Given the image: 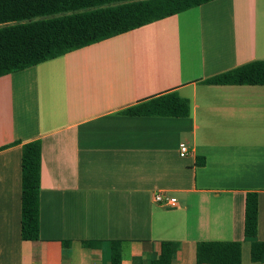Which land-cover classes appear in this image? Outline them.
Wrapping results in <instances>:
<instances>
[{"label": "crops", "instance_id": "crops-1", "mask_svg": "<svg viewBox=\"0 0 264 264\" xmlns=\"http://www.w3.org/2000/svg\"><path fill=\"white\" fill-rule=\"evenodd\" d=\"M264 60V0H215L0 77V264H196V243L239 241L257 194L264 242V86L202 83ZM175 92L186 118L125 116ZM40 143L39 239L20 238L21 149ZM188 148L179 156V144ZM176 199L159 205L153 195ZM82 242H96L94 248Z\"/></svg>", "mask_w": 264, "mask_h": 264}, {"label": "trees", "instance_id": "trees-1", "mask_svg": "<svg viewBox=\"0 0 264 264\" xmlns=\"http://www.w3.org/2000/svg\"><path fill=\"white\" fill-rule=\"evenodd\" d=\"M215 0H0V77L122 35ZM214 86H264V60H255L202 81ZM189 101L175 92L129 107L125 116L186 118ZM20 238L39 239L40 143L21 149ZM257 194L244 201V239L250 260L264 264V242L256 240ZM94 248L96 242H82ZM110 264L121 263V243L109 242ZM176 243H161L153 264H171ZM239 241L196 243V264H241Z\"/></svg>", "mask_w": 264, "mask_h": 264}, {"label": "built area", "instance_id": "built-area-1", "mask_svg": "<svg viewBox=\"0 0 264 264\" xmlns=\"http://www.w3.org/2000/svg\"><path fill=\"white\" fill-rule=\"evenodd\" d=\"M188 153V148L184 143L179 144V156L185 157ZM153 201L159 205L174 206L176 199L173 197L166 196L162 193H156L153 195Z\"/></svg>", "mask_w": 264, "mask_h": 264}]
</instances>
